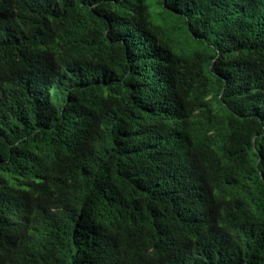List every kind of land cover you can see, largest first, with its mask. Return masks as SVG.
<instances>
[{"label": "trees", "instance_id": "16d2710c", "mask_svg": "<svg viewBox=\"0 0 264 264\" xmlns=\"http://www.w3.org/2000/svg\"><path fill=\"white\" fill-rule=\"evenodd\" d=\"M156 3L0 0V264H264V0Z\"/></svg>", "mask_w": 264, "mask_h": 264}, {"label": "rangeland", "instance_id": "374dc122", "mask_svg": "<svg viewBox=\"0 0 264 264\" xmlns=\"http://www.w3.org/2000/svg\"><path fill=\"white\" fill-rule=\"evenodd\" d=\"M146 1L149 5V9L151 10V13L155 15L159 9L156 0H146Z\"/></svg>", "mask_w": 264, "mask_h": 264}, {"label": "bare ground", "instance_id": "6f19581e", "mask_svg": "<svg viewBox=\"0 0 264 264\" xmlns=\"http://www.w3.org/2000/svg\"><path fill=\"white\" fill-rule=\"evenodd\" d=\"M16 175V174H15ZM20 177V176H19Z\"/></svg>", "mask_w": 264, "mask_h": 264}]
</instances>
